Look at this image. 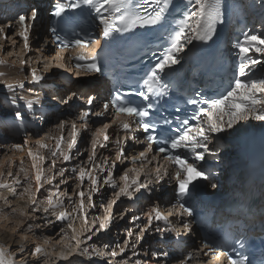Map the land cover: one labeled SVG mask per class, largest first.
I'll return each mask as SVG.
<instances>
[{
    "label": "snow or ice",
    "instance_id": "obj_1",
    "mask_svg": "<svg viewBox=\"0 0 264 264\" xmlns=\"http://www.w3.org/2000/svg\"><path fill=\"white\" fill-rule=\"evenodd\" d=\"M174 2L175 0H136L135 3L133 0H54L51 16L59 21L66 13L76 11L82 6L87 7L95 14L99 22L101 37L107 40L114 34L163 27ZM258 2L260 7L264 8V0H258ZM185 8L180 18L168 25L166 47L158 53H153L157 59L142 80L143 90L134 93L117 91L110 99H105L100 109L95 111L92 110V105L97 98L92 95L87 96V107L77 116V119L82 122L80 127L87 130L92 116L98 118L110 116L111 119L108 122H102L91 133V151L86 160L71 169L64 167L56 170L57 159H61L65 164L73 159V149L76 148L79 136L76 120L71 122V140L67 143V151L62 148L63 136L56 141L54 147H49L44 142L49 139L47 135L37 138L35 145L43 151H33V148L29 146L28 138H25L23 145L12 146L18 150L28 146L32 174L29 175L23 167V160H21L19 172L0 171V201L11 210L10 213L3 215V219H9L14 214H18L31 222L26 228L11 229L10 244L7 238L5 243H0V264H49L48 258L51 253L40 244H29L30 234L35 237L34 229L37 228L51 229L60 225L56 232L60 239L55 242L61 245V249L56 252V255L59 260L67 261L68 264H84V261L78 257H86L92 264H96V258H99L103 264H161V258H167L169 255L167 251L149 252L142 248L138 250L145 235L160 233V240L164 241L169 239L164 235L165 233L175 232L176 242L179 243L182 236L191 234L190 223L181 219L177 227L169 218L177 214L181 217L194 215V209L186 205L185 201L200 188L197 181H209L213 189L217 187V184L212 182V176L208 170L201 166V162H205V155L209 151L208 144L216 140L221 133L233 129L239 132L240 129L236 126L241 122L248 120L264 122V74L253 76L256 66L264 61L250 55L256 53L264 57V36L243 32L236 40L233 47L237 50L239 63L233 79L223 94L206 97L197 91L194 98L185 102L194 106L191 116L179 115L183 111L179 106H174L175 114L167 115L161 110L159 103L170 92V87L164 80L165 71L181 63L180 54L188 50V46L193 44V41L203 43L212 41L216 35L217 25L224 22L223 0H185ZM39 14L40 10L33 7L28 12L18 14L13 22L0 24V41L11 40L15 47L18 41L14 37H19L24 50L30 51V35ZM13 24L18 26L16 30L8 31L13 28ZM50 32L54 41L62 49L85 48L100 43L99 39L62 38L55 26L50 28ZM2 48L3 45L0 44V50ZM37 51L42 53V49ZM7 55H14V52L9 51ZM74 61L77 68L86 67L88 72L95 74L102 72V68L97 63V57L89 58L83 53H77ZM5 64H7L6 61L0 60V65ZM20 65L22 70L26 65L29 67L30 71L27 74L31 76L29 83L40 84L44 80L42 73L37 68L31 67V58L21 59ZM51 66L45 64L44 68ZM54 66L59 68L62 65L57 63ZM0 75L3 74L0 73ZM3 85L10 94L9 102L14 109L13 115L16 121H23L28 114L36 115L35 105L39 103L38 99L25 101L23 107L26 111L20 110L17 89L25 88L23 81L17 84L3 82ZM133 95L140 97L141 102L135 103L128 99ZM72 96H76V93L73 92ZM70 99L71 96L60 97L59 102L68 104ZM67 123L61 120L57 127L63 130ZM112 125H117L123 132V136H118L115 141L108 133ZM140 130L145 133L143 139L136 135V132ZM129 140L145 145L138 154L131 157L133 163H139L141 168H146L156 161L153 165L155 176L147 182L141 181L139 172L134 177H130L129 173L134 171L132 168L121 170L118 180L122 183L116 182L115 170L118 163L128 159L125 148ZM110 143L115 145L114 158L104 157L103 163H97L98 148H107ZM153 145L156 147L153 148ZM3 147L5 145L0 144V148ZM75 155L80 156L83 153L76 149ZM48 156L52 157L50 163ZM157 157L166 161L168 167L162 165ZM45 164H48L47 168ZM169 167L173 168L172 173L169 172ZM20 173H24L23 178ZM5 175L13 177L12 184L3 179ZM148 175L151 176V170ZM165 178L169 180L174 178L177 182L176 205L163 211L159 205L153 204L143 213L146 217L144 223H138L142 220L141 215H132L128 222L133 225V228L125 230L122 241L115 242L114 246L105 244L103 247H98L93 237L111 229L117 218L114 212L117 202L122 197L136 200L144 192L153 191L151 184H162ZM70 180L76 181L71 191L62 189L61 185L68 184ZM104 186L111 187L114 191L111 193V198L102 200L97 205L94 195L100 194ZM5 193L11 195L14 200L23 201L24 207H14L13 200H10L9 195ZM97 207L102 209L103 214H91L88 211L89 208ZM126 215L125 211L118 213L121 220ZM77 221L80 222L79 229L75 226ZM161 221L168 226L159 227ZM52 239L51 236L45 237L44 244H48ZM235 243L241 249L247 246L246 238H237ZM129 251L132 257L139 258L133 260L128 257L126 253ZM234 252H236L235 247L231 251H218L215 244L205 240L195 254L188 253L180 260V264H192V261L199 260L201 253L209 259L199 260V264H217L222 257H227L228 264H253L247 254L237 253L234 256ZM260 264H264V260H261Z\"/></svg>",
    "mask_w": 264,
    "mask_h": 264
},
{
    "label": "rangeland",
    "instance_id": "obj_2",
    "mask_svg": "<svg viewBox=\"0 0 264 264\" xmlns=\"http://www.w3.org/2000/svg\"><path fill=\"white\" fill-rule=\"evenodd\" d=\"M15 2L17 1L8 0V3L14 4ZM252 2H253L252 8H256L255 10L257 11V15L259 16L260 13L258 14V12H260V10L262 9H259L260 5H259L258 0H252ZM6 3L7 2H5L4 4ZM35 7L38 8V6H35ZM43 16H45V14ZM39 18H40L39 22H41L40 20L42 18V14L39 15ZM263 19H264V11H263ZM2 22L8 23L9 20L3 19ZM263 25H264V22L256 23L255 26L257 27V29H255L254 32L256 34H259V35L261 34V36H264V26ZM40 29L41 30H37L36 42L34 43V46H33L35 49L32 51H27V52L25 51L24 53L25 55L24 54L22 55V53L19 54V52L21 51L20 49L21 45H15L14 47L12 46V42H10V40L6 42L0 41V44L2 43L3 45L2 50H0V60H4L7 62V64L0 65V66L3 68L14 69L17 75L22 74L25 77V81H26L24 82L25 88L23 90L17 89V100H18V103L21 105L20 110L26 111V109L23 107L25 103V95L27 94L32 95L34 91V95H37L38 93V96H36L34 100H37L39 98L38 99L39 103L35 105L36 115L33 116L31 114H28L25 118V120H28V122L24 124L23 127L20 129V127L16 123H14L16 121L13 115L14 109L11 106L10 102H7L9 101L8 99H9L10 94L7 93V90L4 88L3 83L0 82V120L3 118L9 120V122L7 123L0 122V144L5 145V147L0 148V171H5V173L8 170H11L13 173L19 172L20 163H21V160H23V167L29 173V175L32 174L31 160L28 157V152H27L28 146L23 147L21 150H18L12 147L14 144L23 145L25 138L29 139V146L33 148V151H43V150H40L38 146L35 145V140L37 138L45 137L47 135L49 139H47L44 142H46L49 145V147H54L56 141L60 140L61 136H63L64 139L62 142V148L63 150H65V148L67 150V143L68 141L70 142L71 140V131H72L71 122L73 120H76L77 131L79 132L76 148L73 149V159L67 164L62 162L61 159H57L56 170H59L64 167H68L69 169H71L72 167L77 166L78 164H80L81 161L86 160L88 154L91 151L90 134H87L84 130L81 129L82 127H80V123L78 122V119L76 116L77 112H79V110L82 108V103L85 99L82 100L80 98L81 95H79L80 93L76 92L74 88L77 86L76 82L78 84H83L84 82L77 81V79L73 78L62 66L59 67L60 69H62V71H59L57 69L55 71L54 69L51 70V68H53L54 65L57 64V61H55L54 64L51 63L56 58L54 57L52 60L51 58L44 60L43 58L44 53L37 51V49H42L41 42L46 40L47 27H46V23H43V21H42V25L40 26ZM9 51L14 52V55H11V56L7 55ZM48 55L50 56L49 53ZM250 55H252L254 58L264 61V57H260L256 53H251ZM22 57L24 58V60L31 58L32 59L31 67L37 68L42 73V75L45 76L44 80L40 84L29 83V81L31 80V77L30 75H27V74L29 73L30 69L27 65L23 68V70L21 69L20 60L23 59ZM45 64L52 65V66L48 68H44ZM254 73H256L257 76L264 74V63L257 65ZM26 75H27V79H26ZM65 76L70 78L69 80L71 82H66L65 80H63ZM73 80L76 82L74 83ZM95 81H98V80H95ZM64 87H66V90ZM73 92H75L77 96H72ZM67 96H71L69 103L61 104L59 102V98L67 97ZM7 108H12V109L8 110ZM52 109L53 111H51ZM61 120L68 122L63 130L57 127V124ZM16 128H19V129H16ZM236 128H239L240 131L237 132L235 129H233V130L226 132V135L236 134L240 140L245 139L243 140L244 144L243 145L241 144L232 145V144H227V142H224V144L221 145L220 149H218L217 151L218 152L217 154L221 157L222 162H224L226 172L228 171L229 167H231V162L234 163L242 159L243 157H246L248 153H250V151L254 148V143L250 145L248 138L255 139L254 137L258 136V134L259 135L261 134V136L258 137V139L264 137V122L248 120V121L241 122V124H238ZM111 139L115 141V138L111 137ZM257 141L258 140L255 139L253 142L256 143ZM76 149H79L83 153V155L76 156L75 155ZM85 149H87V151H85ZM98 150H99L98 151L99 153L97 152V163H103L104 157L114 158L115 152H116L114 143H110L107 148H98ZM126 155L128 159L123 161L122 163H118L117 169L115 170L116 182L118 184L122 183L121 181L118 180V177L121 174V170L126 169V168H132V166L130 165V160H129L130 158L127 152H126ZM51 159L52 157L48 156L49 163L51 162ZM47 166L48 164H45V168H47ZM134 172L135 171L130 172L129 176L134 177ZM23 175L24 173H20L21 178H23ZM66 175H70V173H66ZM3 179L9 184L13 183V177H8L7 175H5ZM57 179H59V177H57ZM75 184H76L75 180H70L68 184L61 185V188L71 191L72 187H74ZM77 191H79V189H77ZM113 191L114 190L111 187L104 186L100 194L94 195V199L97 205H99V203L102 200L106 201L107 199L111 198V193ZM153 194L154 195H152V197L148 201H145V197L148 198L146 193L143 195H139L138 201L135 203L132 200H128L127 198L122 197L117 202V205L114 207V212L117 214V218L114 220L111 229L108 232L100 233L97 237H93V240L95 241L96 245L98 247H103L105 244H110L114 246L115 242L122 241L125 236V230L128 228H133V225L129 224L128 221H129V218L134 214L141 215L142 217V220L138 223L146 222V217L143 216V213L146 212L148 208L151 207V205L156 204V202L159 199V196L157 193H153ZM5 195H9V194L5 193ZM168 196H171V194H168ZM9 199L13 200L14 207L16 206L21 207V208L24 207L23 201L14 200V198L11 197V195H9ZM168 199L169 198H166L164 200H168ZM169 204L170 202L168 200V204H165V205H167L168 207ZM10 211L11 210L8 207H6L2 201H0V216L4 214H8L10 213ZM88 211L91 214H103L102 209H100L99 207L94 208V209L89 208ZM121 211H125L127 213V215L122 220L118 216V213ZM21 222H23V224H21ZM29 222L31 221H29L26 217L19 216L18 214H14V216L9 217V219L2 218L0 219V229L2 231L1 235L3 234L2 235L3 237L9 239L7 240L9 242L11 241V236H10L11 229L13 227L26 228ZM75 226L77 228L80 227V222L77 221ZM164 226H167V225L163 224V221L159 222V227L164 228ZM59 227L60 225H57L55 228H51V229L37 228V229H34L36 233L35 237H32L30 234V241H29L30 245L40 244L42 247L46 249V251H48L49 253L51 252V256L48 258L50 264H53V262H55V264H68L67 261L59 260L58 256L55 255L56 250L61 248V245L56 244L55 242L56 240L60 239V237L56 235V232L59 230ZM135 231H138V229H135ZM160 235H161L160 233L146 234L144 241L142 242L141 245L138 246V250L142 248L143 250H147L149 252L164 251L161 246ZM7 236H10V237H7ZM48 236L53 237V239L48 244H44V238ZM50 243L51 245L55 244L52 247V249L54 248L55 251L54 249L53 250L51 249V245H49ZM89 243H92V242L89 241ZM126 255L128 257H131L133 260L139 258V257H132L131 251L126 253ZM141 256H143V252H141ZM55 258L57 259L55 260ZM84 258L85 257H79L78 259H82L84 261V264H92L91 261H89L87 258L86 259ZM144 259H149V257H144ZM176 259L177 258H172L170 256H168L167 258L162 257L161 264H174ZM101 262L102 261H99V258H96V264H99ZM175 264H178V262Z\"/></svg>",
    "mask_w": 264,
    "mask_h": 264
},
{
    "label": "bare ground",
    "instance_id": "obj_3",
    "mask_svg": "<svg viewBox=\"0 0 264 264\" xmlns=\"http://www.w3.org/2000/svg\"><path fill=\"white\" fill-rule=\"evenodd\" d=\"M17 2H15L17 5L16 6H20L22 9L24 8V7H28V6H30V5H39V2H46V1H48V0H43V1H40V0H16ZM39 1V2H38ZM5 2H7L6 4H8V5H6V4H4ZM250 1H248V3H249ZM14 3V4H15ZM14 4L13 3H8V0H0V24H5L4 22H2L3 21V19H8L9 20V22L8 23H10L12 20H13V18H14V13H12V11L14 10ZM242 5V3L241 2H239V3H236V5ZM259 9H262V10H260V12H258V14L260 13V15H261V17H260V15H259V17L260 18H262L263 17V11H264V8H261L260 6H259ZM5 16H7V18H5ZM48 20H49V18H48V15L47 14H45V16H43L42 18H41V22H39V25H37L36 26V31H34L33 33H34V37H33V39H35L36 40V35H37V30H41L42 29V27H41V29H40V26L42 25V21H43V23H48ZM262 22H264V19L262 20ZM39 26V27H38ZM264 26V25H263ZM259 27V26H258ZM48 29V28H47ZM255 29H257V27L255 26ZM8 31H14V26H13V28L12 29H9ZM47 31V30H46ZM257 31V30H256ZM258 33V32H257ZM261 35V34H260ZM14 39H16L17 40V38H15L14 37ZM47 39H48V36L46 37V42H48L47 41ZM34 40V41H35ZM18 41V40H17ZM32 41V43L30 44V46H31V50L30 51H32V50H34L35 48L33 47L34 46V41L33 40H31ZM10 42H12L11 40H10ZM2 44V43H1ZM16 45H20V42L18 41V43L16 44ZM13 46V45H12ZM20 49H21V51L19 52V54H21L22 53V55L25 53V50H24V48H23V46L21 45L20 46ZM19 49V50H20ZM44 54H43V57H50V58H53V56L55 55V53L53 52V49L51 48V47H49L48 45L46 46V50H44V51H42ZM48 53L50 54V56L48 55ZM25 55V54H24ZM40 55V54H39ZM18 56V55H17ZM20 56V55H19ZM23 58V57H22ZM58 59H57V63L58 64H60V65H62V67H64V68H66V66L62 63V61H61V58L60 57H57ZM24 59V58H23ZM28 60V59H27ZM32 60V59H31ZM45 60V59H44ZM48 62H50V61H48ZM46 63V62H45ZM51 63H53L54 64V61L53 62H51ZM52 69H54V71L57 69V70H59V71H62V69H60V68H57V67H53V68H51V70ZM67 69V68H66ZM0 73H2L3 75H0V82H7V83H13V84H17V83H19V82H21V81H23V82H26L25 81V77L22 75V74H16V71L14 70V69H8V68H3V67H1L0 66ZM48 74H50V73H48ZM48 74H46V75H48ZM93 77H95V75L93 74L92 75ZM254 76H255V73H254ZM31 77V76H30ZM45 77V76H44ZM70 78H68V77H64V79L63 80H65L66 82H71L70 80H69ZM74 81V80H73ZM95 80H91V81H88V82H86V83H83V84H78L76 81H74V83L76 82V87L74 88V90H76V92H79L80 94L79 95H81L80 96V98L83 100V99H86V97L87 96H89V94H91V93H95V92H98V93H101L102 92V90H103V92H105L107 89H108V83L107 82H105V81H103V80H98V81H95ZM60 85V84H59ZM79 85V86H78ZM29 87V86H28ZM34 88V87H33ZM65 88V90H66V87H64ZM39 89V88H38ZM23 93V92H22ZM21 93V94H22ZM24 94V93H23ZM22 94V95H23ZM85 95H87V96H85ZM36 96L37 95H34V91H33V94L31 95H29V94H27V95H25V101H27V100H34L35 98H36ZM10 97V96H9ZM20 98V97H19ZM54 98V97H53ZM3 99V98H2ZM39 99V98H38ZM4 100V99H3ZM9 100V99H8ZM24 100V99H23ZM7 102H9V101H7ZM76 103V102H75ZM72 107V106H71ZM8 110H11L12 108H7ZM70 109H72V108H70ZM222 109V108H221ZM3 110V109H2ZM71 112V111H70ZM4 117V116H3ZM13 121V120H12ZM0 122H3V123H7V122H9V120H7V119H1L0 120ZM14 122V121H13ZM28 122V120H23V121H15L14 123H16L19 127H20V129L23 127V125L24 124H26ZM16 125V126H17ZM13 126V125H12ZM79 126V125H78ZM14 127V126H13ZM70 127V126H69ZM16 129H19V128H16ZM47 129V128H46ZM82 130H83V128H81ZM72 130V129H71ZM246 130V129H245ZM18 131V130H17ZM21 132V131H20ZM19 132V133H20ZM223 134H226V132H224ZM235 136H236V138H238L237 137V135L236 134H234ZM261 136V134L259 135L258 134V136H255L254 138L256 139V140H258L256 143L255 142H250V145H252V143H254V148L250 151V153H248V155L247 156H252L253 154H258V153H263L264 152V143H262V144H260L261 142H263L264 141V137H262V138H260V139H258V137H260ZM70 139V138H69ZM78 139V138H77ZM249 139V141H252V140H255V139H253V138H248ZM243 140H245V139H242L241 140V142H243ZM69 142V141H68ZM65 150H66V148H65ZM67 151V150H66ZM99 151V150H98ZM97 151V152H98ZM99 153V152H98ZM220 159H221V157H219ZM245 157H243L242 159H240V160H238V161H240V162H238V161H236V162H234V163H232L231 162V167H238L239 166V163H241L242 162V160H245L244 159ZM126 164V163H125ZM132 166V168H134V176L136 175V173L137 172H139L140 173V177H141V175H142V173L143 174H147L148 173V170L146 169V168H141L140 166H135V165H131ZM250 176V175H249ZM251 177V176H250ZM164 184H166V182L164 183ZM223 184H224V186L225 187H228V185H229V180H225L224 182H223ZM229 192L231 193V195H234V194H236V193H238V192H240L239 190H238V188H236L235 186H233V187H231L230 188V190H229ZM244 192V191H243ZM242 192V193H243ZM253 191L252 190H250V191H246L245 193H244V195L245 196H247V195H250L251 193H252ZM140 204V203H139ZM156 204H158V205H160V204H162V205H165V204H167V202H166V200H164V199H158V201L156 202ZM152 206V205H151ZM167 206V205H166ZM168 208H169V206H168ZM149 209V208H148ZM163 209V211H166V208H162ZM161 209V210H162ZM132 212V211H131ZM3 218V215H1L0 216V219H2ZM262 218H264V216L262 217ZM163 224H165V223H163ZM179 226V225H178ZM77 229H79V227L77 228ZM70 231V230H69ZM1 233H2V231H1V229H0V243H5V237H3L2 235H1ZM11 236V235H10ZM10 236H7V237H10ZM7 240H9V239H7ZM8 242V241H7ZM9 244L11 243V241H9L8 242ZM188 244H189V247H191L192 249L193 248H195V241H194V237H190V239L188 240ZM49 245H51V243L49 244ZM55 245V244H54ZM54 245H51V249H52V247L54 246ZM56 247V246H55ZM54 249V248H53ZM52 249V250H53ZM61 249V248H60ZM60 249H57L56 250V252H58V250H60ZM141 249V248H140ZM51 250V251H52ZM54 252V251H53ZM52 252V253H53ZM51 253V252H50ZM55 253V252H54ZM196 253V252H195ZM55 255H56V253H55ZM57 256V255H56ZM168 256H170V257H172V258H177V257H175L173 254H171V253H169V255ZM79 258V257H78ZM57 258H55V260H56ZM84 259H86V257L84 258ZM100 261V260H99ZM58 262V261H57ZM89 262V261H88ZM171 262V261H170ZM178 262V259H176L175 260V262H174V264L175 263H177ZM219 262H222L223 263V260H220ZM86 263V262H85ZM50 264V263H49ZM99 264H103V262H101V263H99Z\"/></svg>",
    "mask_w": 264,
    "mask_h": 264
},
{
    "label": "trees",
    "instance_id": "obj_4",
    "mask_svg": "<svg viewBox=\"0 0 264 264\" xmlns=\"http://www.w3.org/2000/svg\"><path fill=\"white\" fill-rule=\"evenodd\" d=\"M91 81V80H90ZM80 82V81H79ZM254 140H252V141H249V142H253ZM194 237L196 238L197 237V233L196 232H194Z\"/></svg>",
    "mask_w": 264,
    "mask_h": 264
},
{
    "label": "water",
    "instance_id": "obj_5",
    "mask_svg": "<svg viewBox=\"0 0 264 264\" xmlns=\"http://www.w3.org/2000/svg\"><path fill=\"white\" fill-rule=\"evenodd\" d=\"M243 142H244V141H243ZM243 142H242V143H243Z\"/></svg>",
    "mask_w": 264,
    "mask_h": 264
}]
</instances>
